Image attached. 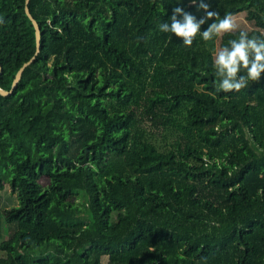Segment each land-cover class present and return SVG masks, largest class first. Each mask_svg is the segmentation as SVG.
Here are the masks:
<instances>
[{
	"label": "trees",
	"instance_id": "trees-1",
	"mask_svg": "<svg viewBox=\"0 0 264 264\" xmlns=\"http://www.w3.org/2000/svg\"><path fill=\"white\" fill-rule=\"evenodd\" d=\"M204 2L264 34V0ZM27 7L0 0V86L37 56L0 91V264H264V74L214 68L240 31L159 30L192 0H31L37 54Z\"/></svg>",
	"mask_w": 264,
	"mask_h": 264
},
{
	"label": "clouds",
	"instance_id": "clouds-1",
	"mask_svg": "<svg viewBox=\"0 0 264 264\" xmlns=\"http://www.w3.org/2000/svg\"><path fill=\"white\" fill-rule=\"evenodd\" d=\"M197 11H203L205 15L200 19L182 7H175L170 17V22L159 25L163 33H171L190 47L197 35H201L204 41H210L214 37L237 30V23L231 14L219 17L218 12L209 10L210 5L200 0H192ZM209 20L213 21L206 30L201 31L202 25ZM264 34L249 37L247 31H240L238 39L228 41V46L221 47L214 54L215 75L218 77L216 84L218 91L225 93L236 91L248 86L249 81L257 82L264 74ZM244 72L242 75L241 72Z\"/></svg>",
	"mask_w": 264,
	"mask_h": 264
},
{
	"label": "rangeland",
	"instance_id": "rangeland-1",
	"mask_svg": "<svg viewBox=\"0 0 264 264\" xmlns=\"http://www.w3.org/2000/svg\"><path fill=\"white\" fill-rule=\"evenodd\" d=\"M234 19L238 25L237 30L235 32L252 31V29H254V25L252 22V14H248V12H245V13L235 16ZM226 34L227 33L222 34V35H226ZM221 36L219 37L221 38ZM41 184L43 187H46L49 184V179L47 177H43L41 179ZM16 205H18V198L17 196L12 194V189L10 185H7L3 191V200H2L0 207L2 210H4L7 208L16 206ZM2 232H3L4 238L8 239L10 236V230H9V225L5 219H3Z\"/></svg>",
	"mask_w": 264,
	"mask_h": 264
},
{
	"label": "water",
	"instance_id": "water-1",
	"mask_svg": "<svg viewBox=\"0 0 264 264\" xmlns=\"http://www.w3.org/2000/svg\"><path fill=\"white\" fill-rule=\"evenodd\" d=\"M30 2L31 0H27V14L28 16L32 19V21L34 22V25L36 27V31H37V47H38V51H37V54L41 51V37H42V28L40 27L38 21L35 19V17L33 16L32 12H31V9L29 8V5H30ZM37 58V56H34L30 61H28L27 63H25V65L19 70L18 72V75L14 81V85H13V88L12 90H7V89H4L0 86V91L3 95H10L12 93L15 92L16 88L19 86L22 78H23V75H24V72L26 70V68L31 65L35 59ZM3 72V65L2 63H0V75L2 74Z\"/></svg>",
	"mask_w": 264,
	"mask_h": 264
}]
</instances>
